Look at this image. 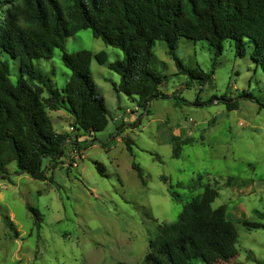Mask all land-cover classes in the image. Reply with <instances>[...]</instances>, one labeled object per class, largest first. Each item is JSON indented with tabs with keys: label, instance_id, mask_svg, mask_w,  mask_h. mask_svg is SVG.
Listing matches in <instances>:
<instances>
[{
	"label": "rangeland",
	"instance_id": "rangeland-1",
	"mask_svg": "<svg viewBox=\"0 0 264 264\" xmlns=\"http://www.w3.org/2000/svg\"><path fill=\"white\" fill-rule=\"evenodd\" d=\"M250 47L239 56L225 41L215 56L206 42L181 38L175 50L181 62L214 72L199 86L178 72L164 42L155 41L151 65L163 75L159 89L169 98L151 100L148 113L117 93L112 85L119 76L93 59L90 72L108 124L78 138L61 112L46 110L54 129L72 139L54 168L42 160L46 180L16 175L13 164L10 175L0 177V264H145L157 225L174 222L207 184L218 190L211 207L225 206L237 232V255L220 264H264V229L241 223L261 222L255 212H264V69L251 60ZM65 49L103 52L107 62L122 58L89 29L67 38ZM9 64L15 79L18 60ZM35 65L51 73L59 89L70 74L58 49ZM223 97L236 102V110H227ZM123 139L131 141V153ZM80 144L88 145L79 150L83 158L74 154ZM169 186L180 202L171 199ZM30 208L40 215L39 227Z\"/></svg>",
	"mask_w": 264,
	"mask_h": 264
},
{
	"label": "trees",
	"instance_id": "trees-1",
	"mask_svg": "<svg viewBox=\"0 0 264 264\" xmlns=\"http://www.w3.org/2000/svg\"><path fill=\"white\" fill-rule=\"evenodd\" d=\"M85 29L120 50L122 58L107 62L103 52H68L65 40ZM181 38L206 42L215 56L221 54L225 41L232 42L239 56L251 46V60L264 69V0H0V177L9 176L8 166L13 164L14 174L43 181L42 160L54 168L63 157L69 137L54 129L46 110L70 115L78 138L105 129L108 111L92 80L93 59L119 76L113 89L145 111L151 100L169 98L159 89L163 75L151 65L155 41L164 42L180 74L204 86L214 72L181 62L175 55ZM55 49L70 72L61 89L51 84V73L35 65L37 60L51 59ZM9 59L18 60L15 79H11ZM172 97L178 104L179 99ZM224 101L227 110H236V102ZM123 141L131 153V141ZM87 147L80 144L77 149ZM178 156L175 146L173 157ZM132 168L143 183L140 167L133 164ZM168 191L174 202H180L181 196L171 186ZM217 196L218 190L207 184L201 194L183 204L174 222L158 224L144 263L220 264L233 259L236 228L227 219L225 206L211 207ZM30 211L39 227L40 215ZM255 214L261 222L242 221V225L248 230L264 229V212Z\"/></svg>",
	"mask_w": 264,
	"mask_h": 264
},
{
	"label": "crops",
	"instance_id": "crops-1",
	"mask_svg": "<svg viewBox=\"0 0 264 264\" xmlns=\"http://www.w3.org/2000/svg\"><path fill=\"white\" fill-rule=\"evenodd\" d=\"M55 112H61V113L63 114V116H65V118H64L63 120L67 119L68 123H72V119H71L70 115H68L65 111H63V110H61V111L58 110V111H55ZM61 123L63 124L64 122L61 121ZM68 123H67V124H68ZM71 139H72V136H71L69 139H67L66 142L69 143V141H70ZM83 156H84V154L81 156V158H83Z\"/></svg>",
	"mask_w": 264,
	"mask_h": 264
},
{
	"label": "built area",
	"instance_id": "built-area-1",
	"mask_svg": "<svg viewBox=\"0 0 264 264\" xmlns=\"http://www.w3.org/2000/svg\"><path fill=\"white\" fill-rule=\"evenodd\" d=\"M69 130H70V131H74V128H73L72 126H70V127H69ZM74 154H76V155H80V151H79L78 149L75 148V149H74ZM80 157H81V155H80Z\"/></svg>",
	"mask_w": 264,
	"mask_h": 264
}]
</instances>
